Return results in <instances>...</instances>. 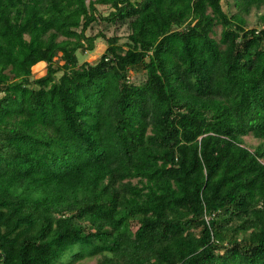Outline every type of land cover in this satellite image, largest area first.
I'll list each match as a JSON object with an SVG mask.
<instances>
[{
	"label": "trees",
	"instance_id": "1",
	"mask_svg": "<svg viewBox=\"0 0 264 264\" xmlns=\"http://www.w3.org/2000/svg\"><path fill=\"white\" fill-rule=\"evenodd\" d=\"M263 6L0 0V264H264Z\"/></svg>",
	"mask_w": 264,
	"mask_h": 264
},
{
	"label": "rangeland",
	"instance_id": "2",
	"mask_svg": "<svg viewBox=\"0 0 264 264\" xmlns=\"http://www.w3.org/2000/svg\"><path fill=\"white\" fill-rule=\"evenodd\" d=\"M105 10V9H103ZM264 14V6L256 11L253 10L249 15H248V21H249V26H252L258 21V16ZM122 31V29H121ZM120 31V33H121ZM104 46L102 41L99 39L96 41V49L92 52L85 53L83 57L80 60H88L92 61L97 58L98 54L103 50ZM244 141L247 145H250L251 147L256 146L261 140L252 136V135H247L244 137ZM95 260L94 258H85L81 261L75 262L74 264H94Z\"/></svg>",
	"mask_w": 264,
	"mask_h": 264
}]
</instances>
